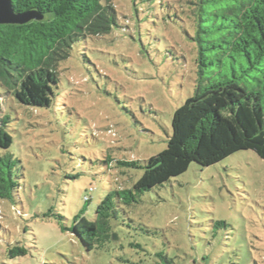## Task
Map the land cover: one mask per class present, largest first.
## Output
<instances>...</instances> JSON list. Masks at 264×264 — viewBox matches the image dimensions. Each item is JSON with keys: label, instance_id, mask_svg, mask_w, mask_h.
<instances>
[{"label": "rangeland", "instance_id": "obj_1", "mask_svg": "<svg viewBox=\"0 0 264 264\" xmlns=\"http://www.w3.org/2000/svg\"><path fill=\"white\" fill-rule=\"evenodd\" d=\"M118 1L126 30L75 46L58 66L50 107L22 104L0 87V124L6 113L8 151L22 165L17 201L0 199V264H264V159L253 150L193 162L122 206L105 248L88 251L71 232L77 215L95 217L112 187L133 186L143 169L117 161L165 149L174 111L194 92L197 67L180 21L153 7L138 17ZM18 242L29 252L10 258Z\"/></svg>", "mask_w": 264, "mask_h": 264}, {"label": "trees", "instance_id": "obj_2", "mask_svg": "<svg viewBox=\"0 0 264 264\" xmlns=\"http://www.w3.org/2000/svg\"><path fill=\"white\" fill-rule=\"evenodd\" d=\"M128 1L135 16L153 7L165 20L180 21L191 42L197 76L194 92L174 111L166 148L144 162L118 160L143 169L140 178L131 188L112 187L93 219L75 217L71 232L88 251L115 241L113 222L120 218L122 206L139 203L143 194L183 174L191 163L211 166L240 150H253L264 159V0ZM12 3L17 12H35L42 18L0 24V87L33 107L51 106L60 82L58 66L72 56L75 46L118 27L126 30L120 14L129 21L120 13L118 0ZM8 123L5 113L0 124V199L16 202L22 165L8 151L13 144ZM84 200L91 201L90 194ZM28 252L20 242L8 248L10 258Z\"/></svg>", "mask_w": 264, "mask_h": 264}, {"label": "water", "instance_id": "obj_3", "mask_svg": "<svg viewBox=\"0 0 264 264\" xmlns=\"http://www.w3.org/2000/svg\"><path fill=\"white\" fill-rule=\"evenodd\" d=\"M34 18H42L35 12H17L12 0H0V24L26 23Z\"/></svg>", "mask_w": 264, "mask_h": 264}]
</instances>
